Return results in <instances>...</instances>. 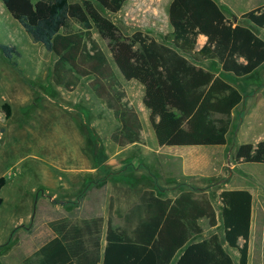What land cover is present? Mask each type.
<instances>
[{
	"label": "trees",
	"instance_id": "1",
	"mask_svg": "<svg viewBox=\"0 0 264 264\" xmlns=\"http://www.w3.org/2000/svg\"><path fill=\"white\" fill-rule=\"evenodd\" d=\"M2 1L26 32L56 56L55 84L71 91L83 78L90 79L91 89L119 123L111 138L120 147L141 143L143 124L117 70L126 80L144 86L143 102L160 146H223L228 142L232 113L243 95L187 56L197 49L198 37L204 34L207 42L200 55L217 60L224 72L246 76L264 64V39L252 27L231 19L217 0H172L168 9L172 33L167 42L142 31L125 35L101 10L118 13L127 0ZM243 18L264 28V4ZM94 29L108 40L113 62L95 38ZM1 47L7 55L13 51L7 45ZM4 107L10 114V106ZM235 157L240 163L264 164V140L240 144ZM7 183L8 178L0 176V207ZM220 200L221 233L198 240L204 232L201 219L218 225L217 210L208 197L196 196L192 190L164 197L146 189L126 215L125 227L109 220L104 232L103 216L82 224L54 223L55 236L24 262L234 264L224 247L227 243L239 250L240 264H248L253 194L248 189H225Z\"/></svg>",
	"mask_w": 264,
	"mask_h": 264
},
{
	"label": "rangeland",
	"instance_id": "2",
	"mask_svg": "<svg viewBox=\"0 0 264 264\" xmlns=\"http://www.w3.org/2000/svg\"><path fill=\"white\" fill-rule=\"evenodd\" d=\"M169 2L127 0L118 13L101 10L125 35L142 31L167 42L172 33ZM237 3L231 5L246 8L261 2ZM226 5L227 15L238 21ZM238 23L249 22L239 19ZM94 36L113 62L108 40L96 29ZM1 44L13 48L10 55ZM200 49L198 44L187 57L223 77L243 95L231 116L227 144L161 147L143 102L144 86L126 80L117 70L143 124L140 144L119 147L111 138L119 123L91 89L90 79L83 78L71 91L55 84L52 70L56 56L36 42L0 0V176L8 178L2 190L0 225L5 228L13 221L15 226L9 235L0 234V258L16 245L13 252L31 255L55 236L52 224L62 221L82 224L85 219L103 216L104 232L109 220L116 227H125L126 215L146 189L164 197L192 190L196 196L208 197L220 213L223 190L247 188L253 194L258 228L264 224L260 218L264 213V164L240 163L235 157L240 144L264 139V64L250 75L237 76L201 56ZM80 167L84 169L69 170ZM200 222L204 232L198 240L210 232L209 220ZM10 256L2 257L6 264H10Z\"/></svg>",
	"mask_w": 264,
	"mask_h": 264
},
{
	"label": "crops",
	"instance_id": "3",
	"mask_svg": "<svg viewBox=\"0 0 264 264\" xmlns=\"http://www.w3.org/2000/svg\"><path fill=\"white\" fill-rule=\"evenodd\" d=\"M171 1L172 0H170L169 4L171 3ZM217 1L222 6L223 5L225 6L227 4L226 6H228L232 10V12L237 16L238 21H239V19H243V20H246L247 22H249L248 24H242V25L250 26L252 28L256 27L257 29H259V33H257V31H256V33L262 39H264V28H260V27L256 26L255 24H253L248 19L243 18V14H245L246 12H248V11L254 9V8H257L259 6H262L264 4V0H258L261 3H259L258 5H252V6H249V7H246V8H238L235 5H233V6L231 5V4H238L237 0H217ZM248 1L254 2L255 0H248ZM251 4H254V3H251ZM235 21H236V23H238L237 19H235ZM206 42H207V36L204 35V34H200L199 37H198L197 46H198V44H200L201 48H202L205 45ZM210 60H212V59H210ZM214 61H217V60H214ZM241 61H244V58H242ZM220 66H221V64H220ZM221 68H222V66H221ZM231 74H233V73H231ZM142 138H143V131H142ZM136 144H140V143H136ZM136 144H132V145H136ZM129 146H131V145H129ZM165 147H169V146H165ZM187 147H219V146H183V147H173V148H187ZM175 154H177V152H175ZM74 169L75 170H82L84 168H82V167H80V168H70L69 170L72 171ZM233 189H241V188H233ZM242 189H247V188H242ZM248 190H250V189H248ZM217 213H218V225L215 226V227L210 225V229H209L210 232H209V236L208 237H210L212 234H215V233H219V234L221 233L220 231H218L219 228H220V224H221V221H220V214L221 213H219L218 211H217ZM260 218L264 219V213L261 214ZM257 219L258 218L255 216V212H254V202H253L252 226H251V234H250V241H249V260H248V264H264V224L261 227L258 228ZM13 226H14V222L13 221H11V223L9 225L8 224L5 225V228L0 225V228L2 229L0 231V234L9 235L11 233V230H12ZM203 230H204V228H203ZM46 242H44L43 244H45ZM243 243H244V239L241 238L239 240V244L242 246ZM43 244H41L34 252H36ZM224 247L227 250V252L232 256L234 264H240V252H239V250L236 249V248L230 247L227 243L224 244ZM17 249H18V246L16 245L11 250V252L3 254L2 257L6 258L8 255H11L10 258H9L10 264H18L19 260H20V262L25 264L24 259L27 258V257L32 256L33 253H34L33 252L31 255H25V254H22V253L20 254V252H18V253L13 252V251H16ZM2 257L0 258V264H6L5 261H4V258H2Z\"/></svg>",
	"mask_w": 264,
	"mask_h": 264
}]
</instances>
